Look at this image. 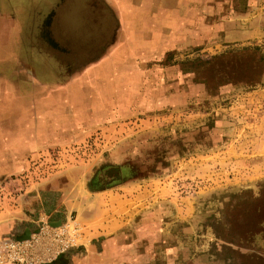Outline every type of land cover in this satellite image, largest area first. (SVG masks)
<instances>
[{
	"label": "rangeland",
	"instance_id": "obj_1",
	"mask_svg": "<svg viewBox=\"0 0 264 264\" xmlns=\"http://www.w3.org/2000/svg\"><path fill=\"white\" fill-rule=\"evenodd\" d=\"M204 4L190 37L115 58L109 67L125 74L91 79L68 71L108 52L116 17L106 41L84 53L75 35L53 31L49 13L48 47H63L72 65L57 78L73 77L86 104L79 115L65 108L41 149L1 178L0 210L30 196L27 213L40 219L30 231L47 220L74 226L54 264H264V68L255 85L237 79L250 74L245 48L264 53V0ZM38 92L10 106L12 127Z\"/></svg>",
	"mask_w": 264,
	"mask_h": 264
},
{
	"label": "crops",
	"instance_id": "obj_2",
	"mask_svg": "<svg viewBox=\"0 0 264 264\" xmlns=\"http://www.w3.org/2000/svg\"><path fill=\"white\" fill-rule=\"evenodd\" d=\"M5 1L18 3L14 2L8 10L0 9V182L3 181L1 178L22 169L23 157L41 149L40 140L48 138L51 123L57 130L61 127L60 115L65 112V108L76 107L79 115V106L84 107L86 104L84 92H76L73 77L66 81L62 79V82L57 78L66 68L71 69L72 65L66 66L62 62L63 55L48 47V25L41 22L49 9L48 0H0V7ZM204 1L84 0V8L91 2L94 4L96 15L93 14L91 20L82 21L83 23L77 21L76 25L67 27L70 33L77 32L76 40L80 39L83 44H88L111 25L113 16L117 19V27L113 43L106 54L88 61L79 69L74 67L68 74L82 73L81 76L86 79L113 73L125 74L124 68L109 67L113 59L148 53L155 47L159 48L161 42H166V46H175L179 43L178 35L190 37L188 32L193 33L197 29V22H192V18L203 16L208 7ZM93 9L88 8L90 12ZM97 11L104 16V20L107 19L108 23L104 26L99 22L101 19ZM34 75H37V80ZM49 77L50 80H56L49 81ZM52 82L55 87L51 88ZM25 83L31 84L30 87H25ZM35 90L39 91L38 98L27 101V108L21 114L16 113L12 127L8 116L10 106L13 110L14 107L20 109L23 94L33 97ZM105 90L106 86L103 91ZM71 96L83 100L75 102L70 99ZM20 122L23 126L18 127ZM20 197L22 202L19 201ZM29 198L31 197L13 196L9 200L13 203H5L0 210V238L10 234L20 236L24 228L30 230L33 223L40 221L27 213V205L31 204ZM98 233L100 235L101 232Z\"/></svg>",
	"mask_w": 264,
	"mask_h": 264
},
{
	"label": "built area",
	"instance_id": "obj_3",
	"mask_svg": "<svg viewBox=\"0 0 264 264\" xmlns=\"http://www.w3.org/2000/svg\"><path fill=\"white\" fill-rule=\"evenodd\" d=\"M40 225L29 238L14 235L0 238V264H46L59 258L73 245L76 228L68 223Z\"/></svg>",
	"mask_w": 264,
	"mask_h": 264
},
{
	"label": "flooded vegetation",
	"instance_id": "obj_4",
	"mask_svg": "<svg viewBox=\"0 0 264 264\" xmlns=\"http://www.w3.org/2000/svg\"><path fill=\"white\" fill-rule=\"evenodd\" d=\"M33 1L34 0H32V2ZM49 1H51V0H48V2ZM83 2H84V0H57V2H54L51 5H49L48 12H47L46 15L43 16L41 22L44 23V25H49V23H47L48 15H49V13L54 11V18H53V20H51L52 21L51 27H53V31H55V33L57 31H60V34L62 36L63 35L65 36L66 34L70 33V30L67 29V27H69V25H72V26L76 25L77 21H81L82 22V21L91 20V18L93 17L92 15L93 14L96 15V7H94V4H92V2H91L90 5L86 4L87 7L84 8L83 7V5H84ZM88 8L89 9L90 8H94V9H93L92 12H90V10H88ZM98 13L99 12L97 11V14ZM98 15H100V19H101V21H99V22L100 23L102 22L103 26H104L105 23L106 24L108 23L106 18L104 20V16L102 14H98ZM47 30H48V28H47ZM47 33H48V31H47ZM70 34H71V36L75 35V38L78 36L77 32H72ZM77 45L80 46V44H77ZM58 51L61 52V55H63L64 54L63 52H65V51H63V47L60 48V50H58ZM90 51H92V50L86 51L84 53H88Z\"/></svg>",
	"mask_w": 264,
	"mask_h": 264
},
{
	"label": "trees",
	"instance_id": "obj_5",
	"mask_svg": "<svg viewBox=\"0 0 264 264\" xmlns=\"http://www.w3.org/2000/svg\"><path fill=\"white\" fill-rule=\"evenodd\" d=\"M244 50H248L249 51V59H251L250 61V69H249V75L248 74H243L244 79L241 77L239 78V75L237 76L239 81L242 82H246L250 85H255L257 83H259L260 80V75L261 72L264 68V53L263 52H259V47L257 46H252L249 48H245ZM223 57L222 55H218L216 56V58H221ZM222 62V61H221ZM238 74V73H237ZM240 76H242V74H240ZM246 77V78H245ZM56 261H58V258L53 260L52 262L46 263V264H54Z\"/></svg>",
	"mask_w": 264,
	"mask_h": 264
},
{
	"label": "water",
	"instance_id": "obj_6",
	"mask_svg": "<svg viewBox=\"0 0 264 264\" xmlns=\"http://www.w3.org/2000/svg\"><path fill=\"white\" fill-rule=\"evenodd\" d=\"M111 33V25L109 27H107L102 33H100L98 36H96L93 40L89 41L88 44H83L84 47L87 48V50H94L95 48H97L98 46H100L102 43H104L107 39V37L109 36V34ZM49 224L55 226L57 224H59V221H55V222H50ZM29 229L28 228H24L23 232L21 233L20 236H17V238H19L20 240H24V239H28L29 238Z\"/></svg>",
	"mask_w": 264,
	"mask_h": 264
}]
</instances>
